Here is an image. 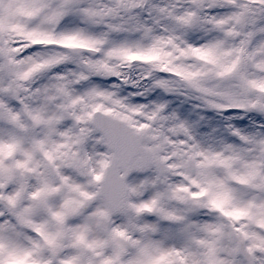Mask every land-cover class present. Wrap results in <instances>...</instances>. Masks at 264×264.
Wrapping results in <instances>:
<instances>
[{
	"label": "snow or ice",
	"instance_id": "snow-or-ice-1",
	"mask_svg": "<svg viewBox=\"0 0 264 264\" xmlns=\"http://www.w3.org/2000/svg\"><path fill=\"white\" fill-rule=\"evenodd\" d=\"M0 264H264V0H0Z\"/></svg>",
	"mask_w": 264,
	"mask_h": 264
}]
</instances>
